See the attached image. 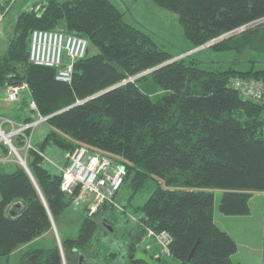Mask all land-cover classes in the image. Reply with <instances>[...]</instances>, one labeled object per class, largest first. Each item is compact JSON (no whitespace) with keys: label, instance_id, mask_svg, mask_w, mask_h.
Masks as SVG:
<instances>
[{"label":"trees","instance_id":"trees-1","mask_svg":"<svg viewBox=\"0 0 264 264\" xmlns=\"http://www.w3.org/2000/svg\"><path fill=\"white\" fill-rule=\"evenodd\" d=\"M154 1L178 14L191 48L212 41L206 46L234 53L232 60L205 66L194 50L134 77L174 55L128 21L113 0H42L19 13L9 44L0 51V95L7 97L13 83L27 82L28 91L21 90L5 116L27 123L68 108L41 121L49 127L35 141L32 126L13 138L20 148L31 135L26 162L33 177L19 161H0L2 262L51 229L52 218L73 201L61 187L62 169L47 164L45 150L57 146L64 152L84 144L125 165L113 202L105 201L92 215L85 210L78 234L62 238L65 253L54 239L27 248L18 264H65L64 254L71 258L80 247L88 249L86 264H94L96 256L102 264H116L117 251H106L98 229L113 231L107 224L118 217L119 207L130 264H150L130 256L134 233L149 227L171 235L167 255L157 256L158 263L169 264L172 257L178 264H243L231 258L237 244L214 219L209 187L223 188L219 209L227 214L250 212L252 191L264 190V102L233 84L237 76L264 83V0ZM243 25L244 30L224 35ZM34 28L63 29L88 39L70 82L56 78V67L29 59ZM91 44L98 50L90 53ZM157 87L163 92L154 100L150 94ZM0 146L9 153L7 143ZM147 191L146 199L135 201Z\"/></svg>","mask_w":264,"mask_h":264},{"label":"rangeland","instance_id":"rangeland-1","mask_svg":"<svg viewBox=\"0 0 264 264\" xmlns=\"http://www.w3.org/2000/svg\"><path fill=\"white\" fill-rule=\"evenodd\" d=\"M42 0H15L10 9H8L4 14V9L0 11V51H4L9 44V40L14 33V27L16 23V19L20 12L25 9H29L32 6L38 4ZM121 9L125 10V18L135 24L136 26L142 28L143 30L149 32L158 42H160L167 50L173 53V57L177 55H182L194 51L195 55L202 60L203 65L210 66L211 64L218 63H229L234 53L230 51H215L209 46L203 45L199 48L193 49L191 48L190 41L186 38L183 28L179 22L178 14L170 9H167L154 0H113ZM42 4V3H41ZM244 29L239 28L235 33L236 34ZM233 34H224V35H233ZM193 49V50H192ZM98 48L91 44L89 52H95ZM245 56V55H244ZM28 89L24 88L22 93L27 92ZM163 92V90L159 87L156 88L155 91L151 92L152 99L156 100L158 96ZM6 101H4V105L2 109H0V114L3 115L1 119L7 121L10 125L8 130H4L9 132L12 128L19 127V123L16 120H13L12 123L7 119L8 116H5V109L9 107L12 100H9L6 97ZM43 120L45 119L44 115ZM46 116V115H45ZM47 118V117H46ZM1 125V123H0ZM7 125L4 124L3 127ZM18 126V127H17ZM49 127L47 122H40L38 125L33 126V141L37 138H40L43 133ZM17 134H12L9 137L12 139ZM8 136V135H7ZM6 135H1L0 143L4 138L7 139ZM6 143V142H5ZM9 145V142L7 141ZM19 148V147H18ZM19 151L21 155L26 159L27 148L20 147ZM47 154V164L51 166H55L58 169H62L64 167L62 163L59 161V153L61 148L57 146H52L45 150ZM69 151H64L62 157H64V161L68 160ZM19 161L15 151L10 149L8 154H4L2 146H0V161ZM55 160V161H54ZM20 162V161H19ZM52 162L54 165H52ZM210 190L214 192V209L213 215L216 223L226 231H228L232 237L235 239L237 248L231 254V258L235 261H240L243 264H259L261 255H262V247L264 241V226H263V217H264V190L257 189L252 191V195L249 199L250 204V212L244 214H227L222 212L219 209V202L221 198V194L223 192V188L221 187H209ZM149 195V192L143 194V196L139 197L138 195L135 197V201L142 202ZM119 209V210H118ZM116 212L118 213V217H116L113 222H109L113 225L112 232H105L104 229L99 228L98 231L103 232L101 237V242L104 243L107 247L106 251H117L118 253V264H130L129 258L127 257L128 252L127 249L130 247L128 245V231L126 232V223H124L125 217L120 213L121 207H119ZM131 217L134 219L133 214ZM85 216V209L82 206L76 205L73 201L68 204L65 210L57 216L55 219L52 218V228L39 235L38 237L31 240L29 244H23L24 246L19 247L13 250L8 259L2 262V258L0 257V264H18L25 250L29 247L36 246H48L52 244L55 239L62 251L65 253V248L62 245V238L67 236H76L79 232V228ZM114 229H117L114 232ZM134 235L140 236V243L132 245L133 248H137V246H147L150 251L155 253V257L153 258L152 264H163L156 262V257L160 254L167 255L166 248L158 242V240L154 237H150L144 234ZM68 251V250H67ZM90 252V251H89ZM80 253L89 257L88 249L76 248L74 254L72 253L71 258L67 257L64 254L65 264H70L69 259L74 261L73 264H78ZM69 254V252H68ZM97 256L95 259L97 260ZM94 264H102L101 260H97ZM116 263V264H117ZM169 264H178V261L174 258L169 257ZM263 264V263H262Z\"/></svg>","mask_w":264,"mask_h":264},{"label":"built area","instance_id":"built-area-1","mask_svg":"<svg viewBox=\"0 0 264 264\" xmlns=\"http://www.w3.org/2000/svg\"><path fill=\"white\" fill-rule=\"evenodd\" d=\"M14 1L0 0V4L4 5V12L1 14H4ZM88 46V39L82 35L71 34L63 29L34 28L31 32L29 59L34 63L56 67V78L70 82L74 62L87 53ZM233 84L244 95L264 102V83L262 81L237 76L233 79ZM24 88H28L27 82L10 84L7 98L9 100L18 99L21 90ZM30 105L32 108L37 107L34 101H31ZM8 120L10 123L13 122L11 118ZM19 124L18 128L14 127L9 132H6L0 125V137L4 132L8 134L7 139L4 138V142H9L10 149L15 151L16 155L19 148L9 136L23 133L25 128L35 126V122H20ZM30 139L31 135L25 136V143L22 148L26 146L28 149L32 146ZM19 154L22 158L21 153ZM125 174V165L115 155L79 144L69 151L68 163L62 167L61 187L73 195V201L76 205H84L86 213L92 215L105 201L113 202L115 194L123 183ZM145 234L156 238L168 252L171 235L167 230L156 231L149 227Z\"/></svg>","mask_w":264,"mask_h":264},{"label":"water","instance_id":"water-1","mask_svg":"<svg viewBox=\"0 0 264 264\" xmlns=\"http://www.w3.org/2000/svg\"><path fill=\"white\" fill-rule=\"evenodd\" d=\"M45 4H46V1H44V2L42 3V7H41L42 9H43V7L45 6ZM261 21H262V20H259V21L255 22L254 24H258V23L261 22ZM245 28H246V26H244V25L241 27V29H245ZM233 33H235V32H232L231 34H233ZM211 43H212V41H208V42H206V43H204V44H202V45H199V46L194 47L193 49H196V48H199V47H201V46H203V45H208V44H211ZM193 49H192V50H193ZM190 52H191V50H190L188 53H190ZM188 53H186V54H188ZM182 55H184V54H182ZM178 56H181V55H177V56H175V57H171L170 59H167L166 61H164V62H162V63H159L158 65H155L154 67H151V68H149V69H147V70H145V71H142V72L138 73V74L135 75L134 77L139 76V75H141V74H144V73H146V72H148V71H151V70H153V69H155V68H157V67H159V66H162L163 64H165V63H167V62H170V61H172V60L178 58ZM132 79H133V77H132ZM122 82H123V81H122ZM104 90H106V89H104ZM89 97H91V96H88V97H86V98H84V99H88ZM84 99H82V100H77L76 103H77V102H80V101H83ZM65 108H68V106H67V107H64V108H62V109H60V110H58V111H55L54 113L59 112V111H61V110H64ZM54 113H52V114H54ZM52 114L46 115V116H44V117H45V118H46V117H49V116H51ZM7 135H8V134H7ZM17 157L19 158L20 163H21V164L27 169V171L29 172V174L33 177V175H32V173H31V171H30V169H29V166H28L27 162L25 161V159H24L23 157L21 158L19 152L17 153ZM107 226L110 228V230H113V227H112L110 224H107ZM58 244H59V243H58ZM59 246H61V245H59ZM131 249L133 250V252L130 254L131 257H134V258H136V259H143V260H146V261H148L150 264L153 263V258L151 257V255H150L149 253H147V252H145V251H143V250H141V249H137V248L135 249V248H133V247H131ZM193 251H194V248L192 249L191 254H193ZM83 261H86V260H85V257H84V254H83V253H80L79 264L82 263ZM85 264H86V262H85Z\"/></svg>","mask_w":264,"mask_h":264},{"label":"crops","instance_id":"crops-1","mask_svg":"<svg viewBox=\"0 0 264 264\" xmlns=\"http://www.w3.org/2000/svg\"><path fill=\"white\" fill-rule=\"evenodd\" d=\"M11 7V6H10ZM0 8L2 9V5L0 4ZM10 9V8H9ZM1 11V10H0ZM28 91V90H27ZM7 99H6V94L4 93L3 95H0V106H3L4 104V101H6ZM1 109V108H0ZM3 117V115L2 114H0V118H2ZM10 118V117H9ZM8 119V118H7ZM0 123H1V125H2V127H3V125L4 124H6L7 126L6 127H3L5 130H8L9 129V127H10V125H9V123L7 122V121H4V120H2L1 119V121H0ZM61 155H63V152H61V153H59V161H60V163H62V165L64 164V157H62ZM55 161V160H54ZM46 233V232H45ZM30 242H26V243H24V244H29ZM22 246H24L23 244L22 245H20L19 247H22ZM19 247H17V248H19ZM16 248V249H17Z\"/></svg>","mask_w":264,"mask_h":264},{"label":"flooded vegetation","instance_id":"flooded-vegetation-1","mask_svg":"<svg viewBox=\"0 0 264 264\" xmlns=\"http://www.w3.org/2000/svg\"><path fill=\"white\" fill-rule=\"evenodd\" d=\"M109 224V223H108ZM111 225V224H110ZM141 234H143V233H140V235ZM140 241V236L138 235L136 238H135V240H134V243L133 244H137V243H140L139 242ZM144 246H137V249H141V250H143V251H145V252H147V253H149L145 248H143ZM132 252H133V250H131ZM131 252V253H132ZM78 264H79V262H78ZM80 264H85V261H83L82 263H80ZM118 264V263H117Z\"/></svg>","mask_w":264,"mask_h":264},{"label":"bare ground","instance_id":"bare-ground-1","mask_svg":"<svg viewBox=\"0 0 264 264\" xmlns=\"http://www.w3.org/2000/svg\"><path fill=\"white\" fill-rule=\"evenodd\" d=\"M71 33V32H70ZM71 34H75V33H71ZM35 122V125H38V123H40L41 121H43V116H39V118H37L36 120H33ZM4 135L7 136V133L4 132ZM18 152L20 153L19 149H17Z\"/></svg>","mask_w":264,"mask_h":264}]
</instances>
